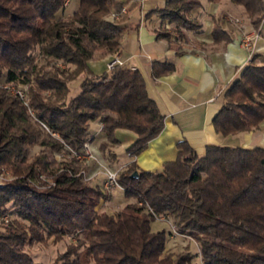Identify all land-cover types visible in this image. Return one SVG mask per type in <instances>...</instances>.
<instances>
[{
	"label": "trees",
	"instance_id": "obj_1",
	"mask_svg": "<svg viewBox=\"0 0 264 264\" xmlns=\"http://www.w3.org/2000/svg\"><path fill=\"white\" fill-rule=\"evenodd\" d=\"M66 1L0 0V170L15 178L0 185V218L10 219L0 228V264H39L26 245L64 236L74 243L53 264H199L189 253L165 254L167 233L151 226L156 216L171 218L180 234L198 242L200 264H264V147L208 146L198 154L180 141L176 159L160 171H142L131 162L117 173V183L133 202L112 214L98 209L108 194L84 181L78 164L62 162L53 170L52 153L64 145L80 152L93 141V122L102 126L106 140L99 150L105 158L106 144L119 143L117 130L135 134L126 149L134 157L164 127L143 74L126 64L95 78L86 75L78 94L69 96L71 80L93 75L89 61L96 52L118 51L123 27L107 16L119 13L124 1L77 0L68 15ZM232 1L257 26L264 21L263 0ZM199 7L201 0H166L153 11L160 17L157 38H172L168 23L193 30L187 16ZM211 35L228 38L218 26ZM261 56L253 52L225 89L212 120L217 134L254 131L264 121ZM173 69L166 59L152 62L155 78ZM8 84L27 85V102L11 95L3 86ZM35 147L40 151L33 155ZM41 175L51 176L53 185L38 188Z\"/></svg>",
	"mask_w": 264,
	"mask_h": 264
},
{
	"label": "crops",
	"instance_id": "obj_2",
	"mask_svg": "<svg viewBox=\"0 0 264 264\" xmlns=\"http://www.w3.org/2000/svg\"><path fill=\"white\" fill-rule=\"evenodd\" d=\"M122 1L128 11L119 22L123 30L117 53L124 64L143 74L149 96L164 115V127L134 157L127 154L126 149L134 142L135 134L117 130L115 138L119 143L111 149L115 159L112 169L120 171L134 162L142 171H160L165 162L176 159L180 141H185L198 154H203L208 146L264 147V121L257 130L228 137L217 134L212 125L223 104L225 89L239 75L251 54L260 52L264 58V21L260 25V38L251 53L240 43V30L229 20L231 10L225 4L226 0H202L201 7L191 12V16L200 21L201 29L191 31L183 47L176 50L170 47L167 39L157 38L155 32L160 20L153 11L164 6L166 0ZM215 26L221 28L228 38L214 39L211 31ZM111 55L94 56L89 63L97 59L106 63ZM165 59L174 63V69L153 77L152 62ZM90 131L91 145L100 153L99 145L106 140L100 123H91ZM118 149H123L126 156L122 163L116 164ZM100 181L102 178L98 183Z\"/></svg>",
	"mask_w": 264,
	"mask_h": 264
},
{
	"label": "rangeland",
	"instance_id": "obj_3",
	"mask_svg": "<svg viewBox=\"0 0 264 264\" xmlns=\"http://www.w3.org/2000/svg\"><path fill=\"white\" fill-rule=\"evenodd\" d=\"M215 1L216 0H214L213 2ZM225 2H226L225 4H227V6L230 7V10H231V13L228 14L229 20L233 23L236 29H239L240 31L242 30L246 31L247 33H252V32H257L258 34L261 33L260 26H257V24L254 23L255 17H250L241 4L235 3L232 0H226ZM263 3H264V0H263ZM201 5H202V2H201ZM65 6H66L65 14L68 15L77 8V0H70V1L67 0L65 2ZM123 7H126V5L124 4L122 8ZM122 8L120 11L121 15L119 18H114V17L112 18L111 14L108 15L107 17L112 21L120 22L124 18V16L127 15V13H122L123 12ZM196 9H199V8H196ZM155 15L158 16L159 14L155 13ZM187 17L190 19L189 21L192 23V26L194 27L193 30H188L182 25H176L173 23L165 24L166 27L164 28L167 29L172 34V38L175 37V39H172V38L167 39L170 47L173 49L178 50L182 48L184 45V42H186L189 39V33L191 31L195 32L199 30L197 29L196 24L200 23V21L197 18H194L193 16H191V13ZM158 19L160 20L159 16H158ZM157 29H160V26H158ZM99 55H102L99 51L95 53V56H99ZM106 64L107 62L105 63L104 61H101L99 59L95 60V62H93L92 64L90 62L89 66H90V69L93 75H89L87 73L85 74L83 72V73L78 74V76L75 79L71 80L69 82V85H70L69 96H75L76 94H78L79 82L86 75L92 78H95L96 75H100L105 70H107ZM57 65L61 68L69 67L70 70L74 69V66L72 65L67 66V65H64L62 62H57ZM8 85L10 86V84ZM27 88H28L27 85H25L24 87H21V86L17 87V89H21L24 92H26ZM10 94L14 95L12 94L11 91H10ZM25 102H27L26 95H25ZM29 113L30 115H32L31 111H29ZM52 137L59 140L57 135L52 134ZM102 142H105V140ZM86 143L89 144V146L91 147L92 149L91 151L93 152V154L100 161H102L106 167L114 171L112 169V164L114 163L115 160H114V155L112 154L111 149H114L116 146L113 147L110 143H107L106 147L108 150L107 153L109 155L108 157L104 158L101 152L98 153V151L93 148V146L91 145L92 142H86ZM95 143H97V141H95ZM39 151H40V148L35 147L32 150V154L33 155L37 154L39 153ZM74 152L76 151L71 150L69 147L64 145V151L52 153V155H50L51 157L49 156L51 161L53 162L52 168L53 170H56V168L58 167L60 168V163L62 162L68 163V164L71 162H75L76 164H78L76 166H79L81 168L79 170V174L80 176H82L83 180L90 183V185L92 186H98V188L103 193L108 194L106 197L107 199L102 200L100 202V205L98 206V209L100 211H105L108 214L116 213L120 211L125 206L126 203L133 202V200L131 199L128 200L124 198L122 190H119L118 188H112L109 191L105 190L103 187L104 177H103L102 170L93 162L88 163L85 160H78L73 154ZM81 152H83V150L80 152H76V153H81ZM117 153L118 155H117L116 164L122 163L126 156V153L123 149H118ZM116 172L118 173L119 171H116ZM100 178H102V182L100 181L98 183V179L100 180ZM14 179L15 178L11 175V173L8 170H5V169L0 170V185L6 182H10ZM50 185H53V178L51 176L41 175L39 177V182L37 183L38 188H43V187L46 188V187H49ZM117 190L118 192L116 193L115 191ZM9 220L10 219L8 216H2L0 218V228L1 226L7 225ZM151 226H152L153 231H160V230L166 231L167 242H166V247H165V254L173 255V257L176 258V256L178 257L185 256L186 254L189 253L195 256L192 262H197L200 264L201 258H200V250H199L198 242L194 238L188 235L180 234L177 231L175 225L173 224V221L171 218H168L165 216H156L155 221L151 224ZM72 243H74L73 237L64 236V237L55 238V239L52 237V238L43 240L42 242H31L30 244H27L25 247V251L32 257V259L36 263L53 264L56 258L60 254L65 252L67 247L70 246Z\"/></svg>",
	"mask_w": 264,
	"mask_h": 264
},
{
	"label": "built area",
	"instance_id": "obj_4",
	"mask_svg": "<svg viewBox=\"0 0 264 264\" xmlns=\"http://www.w3.org/2000/svg\"><path fill=\"white\" fill-rule=\"evenodd\" d=\"M139 1H145V0H139ZM122 13H127V8L123 7L122 8ZM121 15L120 13H111V17L113 18H119ZM260 38V34H258L257 32H252V33H247L246 31H240V36H239V40L240 43L247 47L251 53L254 49V45L255 42ZM124 64V61L122 59H120L117 51L114 52L111 55V58L107 61L106 67L107 70H110L112 68H114L117 65H122ZM4 87H6L7 89H9L12 94L19 96L21 99L25 100V92L21 89H17L13 86H9V85H4ZM91 147L89 146V144H85L84 148H83V152L81 153H76L74 152L73 154L75 155V157L78 160H85L88 163H95L101 170L103 173V177H104V184L103 187L105 190L109 191L112 188H118L119 190L123 189L119 186V184L117 183V172L116 171H112L110 170L108 167H106L102 161H100L91 151ZM151 211V210H150Z\"/></svg>",
	"mask_w": 264,
	"mask_h": 264
},
{
	"label": "water",
	"instance_id": "obj_5",
	"mask_svg": "<svg viewBox=\"0 0 264 264\" xmlns=\"http://www.w3.org/2000/svg\"><path fill=\"white\" fill-rule=\"evenodd\" d=\"M132 177L134 178V177H137V172H134L133 174H132Z\"/></svg>",
	"mask_w": 264,
	"mask_h": 264
}]
</instances>
